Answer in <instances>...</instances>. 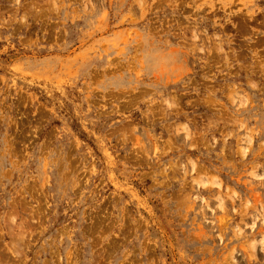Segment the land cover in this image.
Listing matches in <instances>:
<instances>
[{
  "label": "rangeland",
  "instance_id": "obj_1",
  "mask_svg": "<svg viewBox=\"0 0 264 264\" xmlns=\"http://www.w3.org/2000/svg\"><path fill=\"white\" fill-rule=\"evenodd\" d=\"M0 264H264V0H0Z\"/></svg>",
  "mask_w": 264,
  "mask_h": 264
}]
</instances>
